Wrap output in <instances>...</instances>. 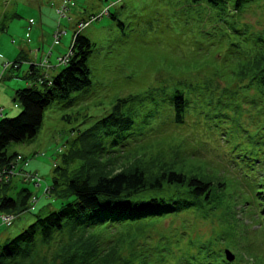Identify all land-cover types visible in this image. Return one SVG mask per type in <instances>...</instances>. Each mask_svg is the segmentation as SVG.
I'll return each mask as SVG.
<instances>
[{"label":"rangeland","instance_id":"1","mask_svg":"<svg viewBox=\"0 0 264 264\" xmlns=\"http://www.w3.org/2000/svg\"><path fill=\"white\" fill-rule=\"evenodd\" d=\"M115 1L0 0V23L6 26L0 32V110L4 112L0 118L18 114L14 91L26 88L23 70L4 71L7 63L18 58L25 67L41 61L43 66L51 52L52 62L67 58L79 22L87 23L82 35L93 45L88 61L91 86L68 100L55 101L34 138L10 146L22 155L23 168L12 175L8 195L17 198L27 189L34 196V182L40 190L50 186L60 169L67 168L64 154L76 137L113 111L120 98L132 95L133 100L118 108L132 113L133 140L150 145L155 160L188 161L204 167L210 178L219 173V180L211 181L210 203L218 206L223 198V206L205 218L185 213L158 222L146 234L152 232V247L161 249L154 259L163 264H194L195 260L222 264L206 249L196 251L206 241L224 259L226 252L231 254L233 264H264V225L260 229L259 218L252 211L242 212L240 202L233 200L240 191L248 193L249 186L264 188L259 187L264 185V90L257 78L242 80L234 74L233 87L222 93L236 61L260 59L264 53V1L235 9L234 0L227 7L219 1L215 5L211 1ZM39 27L44 30L42 37L34 33ZM53 32L59 34L58 45ZM175 89L188 101L180 125L171 121ZM65 115L69 117L64 119ZM110 140L97 135L94 143L105 147ZM79 164L74 161L69 168ZM23 174L30 178L23 180ZM222 177L238 185V192L222 195ZM37 196V202L11 224H3L0 215V246L37 217L44 218L73 199L54 195L47 199L43 192ZM120 228L115 227L125 238ZM130 235L142 245V235ZM139 252L143 253L140 247Z\"/></svg>","mask_w":264,"mask_h":264},{"label":"trees","instance_id":"2","mask_svg":"<svg viewBox=\"0 0 264 264\" xmlns=\"http://www.w3.org/2000/svg\"><path fill=\"white\" fill-rule=\"evenodd\" d=\"M180 1L188 4L211 1L213 5L219 1L226 7L229 5V0ZM253 1L234 0L233 8ZM116 3L117 0L113 2ZM58 11L60 13L61 10ZM107 15L115 17L109 10ZM0 25V32H5L6 26ZM87 27H76L68 57L63 62H57L62 66L58 74L49 80H42L39 85L14 91L18 114L0 118V176L13 171L12 163L18 157L22 158L18 152L11 151L10 146L26 143L37 135L51 104L57 100H68L71 94L91 86L88 61L93 45L82 35V30ZM261 55L260 59L236 61L222 93L233 87L234 74L242 80L257 78L264 90V53ZM17 64L19 61L15 60L12 67ZM235 68L239 69L238 72ZM35 72L34 64H30L28 78H37ZM134 98L132 95L120 98L113 111L76 137L64 154L67 168L60 169L51 185L43 191L48 198L54 195L65 199L73 196V199L61 204L58 210L50 211L44 218L37 217L33 224L0 246V264H148V260L151 264H163V260H155L161 249L152 247L150 240L153 233L146 235L156 229L158 222L185 213L205 218L208 213L216 212L223 206V198H219L218 206L215 202L210 203L213 197L211 181L219 180V173L212 174L210 178L204 167L188 161L177 162L174 159V162L166 163L155 160L150 145L133 140L130 133L133 128L132 113H123L118 106ZM187 102L183 92L175 89L171 96L172 124L185 122ZM67 117L63 116L64 119ZM97 135L111 140L104 147L101 143H94ZM115 146L118 148H113ZM74 161L80 164L70 169L69 165ZM56 168L59 170L58 166ZM10 180L0 182V215L11 214L18 218L19 214L29 210L33 196L27 189H23L17 198L9 196ZM221 180L222 195L238 192V185L233 181L225 177ZM254 186H249L248 193L240 191L233 200L240 202L242 212L252 211L259 218L257 225L262 229L264 188ZM236 208L235 203L233 209ZM118 225L125 232V238H121L119 229H115ZM130 234L142 235V245ZM139 247L143 253L139 252ZM216 248H211L205 241L195 249L198 253L206 249L208 256H214L218 262L233 264L227 262ZM194 264L204 263L195 260Z\"/></svg>","mask_w":264,"mask_h":264},{"label":"crops","instance_id":"3","mask_svg":"<svg viewBox=\"0 0 264 264\" xmlns=\"http://www.w3.org/2000/svg\"><path fill=\"white\" fill-rule=\"evenodd\" d=\"M72 3V2H71ZM62 5H63V3H62ZM58 8H60L59 7V5L57 6ZM51 32H52V30H51ZM35 34H37V36H39L40 35V33H41V37H42V35H43V33H44V30H41V32H40V27H39V29H36L35 30V32H34ZM53 34V33H52ZM55 45H58V43H56L55 42ZM51 55H52V52H51ZM51 55L48 57V59L46 60V62L47 63H44V65L43 66H40V64H41V62H44V61H41V59H39V61H41L39 64H34V63H29V65L30 64H34V66H35V70H36V72H35V74H36V76H37V78H28V75H29V73H28V69H29V65L27 66V67H25V65H22V63L20 62L21 61V59H16L17 61H19V64H17V66H14V67H12V63L13 62H15L14 60L10 63H7L4 67V71L6 70V71H8L9 69H10V72L12 73V70L13 69H16V72H19V71H21V70H23V79L22 80H24L25 81V83L24 84H26V87H29V86H31V85H39L40 83H41V81L42 80H49V79H51L52 77H54L56 74H58V72L61 70V68H62V66H60V65H58V63H57V60L55 59L54 60V62H52V61H50V57H51ZM23 60V59H22ZM38 59H36V61H37ZM28 62H29V60H27ZM10 78H14L13 76L12 77H10ZM18 108V107H17ZM16 108V109H17ZM4 112L3 111H1L0 110V116L3 114ZM23 168V165H22V162H20V163H18V165H17V170H19V169H22ZM33 182V181H32ZM29 185H32L31 183H29ZM34 189H33V195L34 196H36V197H38L37 196V194H41V192H43V190L45 189V188H42V190H40V188H38V187H36L35 186V184H34ZM30 192V191H29ZM33 196V197H34ZM36 197H34V198H36ZM44 198H47L48 199V197H46V196H43ZM37 199V198H36ZM50 206V205H49Z\"/></svg>","mask_w":264,"mask_h":264},{"label":"built area","instance_id":"4","mask_svg":"<svg viewBox=\"0 0 264 264\" xmlns=\"http://www.w3.org/2000/svg\"><path fill=\"white\" fill-rule=\"evenodd\" d=\"M121 1V0H120ZM59 12V11H58ZM87 26V23H81V25L79 26L80 29H83ZM54 39L55 41H58L59 39V34L58 33H55L54 34ZM60 62H63L64 59H59ZM23 159L21 157H18L13 163H12V170L13 171H9V174L7 175H1L0 176V182H2L3 180L7 181L8 179H10L12 177V175L14 174V170L15 172H17V165L18 163L22 162ZM24 164V163H23ZM27 176H30L28 174H23V180H27L28 178L30 177H27ZM35 178H37V175H35ZM7 179V180H6ZM38 179V178H37ZM35 186L38 187V183H35ZM32 202L33 203H36L37 202V199L33 197L32 199ZM16 219V217L14 215H11V214H2L1 215V220H2V223L5 224V225H9L11 224L14 220Z\"/></svg>","mask_w":264,"mask_h":264},{"label":"water","instance_id":"5","mask_svg":"<svg viewBox=\"0 0 264 264\" xmlns=\"http://www.w3.org/2000/svg\"><path fill=\"white\" fill-rule=\"evenodd\" d=\"M227 262H231L233 260V256H231V254L226 252V259Z\"/></svg>","mask_w":264,"mask_h":264}]
</instances>
